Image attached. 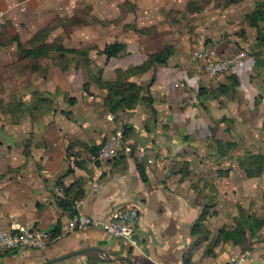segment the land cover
Here are the masks:
<instances>
[{
  "label": "crops",
  "instance_id": "obj_1",
  "mask_svg": "<svg viewBox=\"0 0 264 264\" xmlns=\"http://www.w3.org/2000/svg\"><path fill=\"white\" fill-rule=\"evenodd\" d=\"M95 1V28L88 23L91 37L83 42L103 43L102 64L93 72L82 65L66 72L52 67L39 86L51 107L17 125L1 116L0 230L59 236L44 249L3 254L0 264H188L189 256L190 264H231L246 246H214L213 237L236 227L242 212L264 220V23L252 27L245 20L263 0L223 5V32L212 18L197 28L202 39L194 46L189 33H174L182 39L167 42L165 12L176 0ZM48 12L42 0H0V25L11 21L35 34L50 22ZM115 43L126 51L107 60L101 51ZM166 47L173 51L167 64L129 79L142 87L154 81L144 94L152 102L140 99L132 110L110 113L107 92L91 83L93 75L114 80ZM205 49L221 58L247 55L229 74L211 79L192 57ZM118 133L124 137L118 156L97 160ZM203 188L213 193L202 196ZM77 195L74 209L60 207V200ZM127 207L140 211L133 242L100 226L69 231L78 212L101 224ZM202 235L212 238L197 245ZM256 237L245 264H264V225ZM89 248L96 251L48 263Z\"/></svg>",
  "mask_w": 264,
  "mask_h": 264
},
{
  "label": "rangeland",
  "instance_id": "obj_2",
  "mask_svg": "<svg viewBox=\"0 0 264 264\" xmlns=\"http://www.w3.org/2000/svg\"><path fill=\"white\" fill-rule=\"evenodd\" d=\"M158 1V0H157ZM178 6L176 8L168 9L167 14L169 25L167 27L168 33H170V39L167 42H175L176 38L181 40L182 36L177 34H188L192 36L190 40L193 41V46L198 45V41L202 39L199 34L200 29L197 28L204 26L206 22L212 18H216V28L220 33L223 32L224 27L219 25V21L224 18V11H221L223 5L228 7L230 0H176ZM175 1V2H176ZM237 1L239 0H232ZM155 2V0H154ZM248 0H242L239 3H246ZM42 4L49 8V14L47 18L50 22H45L44 27L40 28L43 33L38 35L36 39H40V42L31 43L33 37L37 33L33 34L32 30H21L16 28L12 22L5 21L0 25V119L1 116L10 117L13 124L16 119L14 117L27 116V115H39L47 110L48 103H40L42 99H50L48 94H44L39 91V86L44 80L43 68L51 64H70L75 65L77 62L83 59L77 55H68L65 60L59 59V53L51 52L50 57L46 59H40L38 61L21 60V53L17 47V41L21 42L24 48H31L34 46H48L55 47L63 44L66 48L70 49H83L85 51H93V58L90 59L89 70L92 71V67L96 68V65L102 64V61L97 57V53L103 43H87L83 40L91 35H86L89 28L88 23L92 24L91 30H94V22L92 21V13L94 12L96 1L95 0H42ZM237 3L233 4L236 5ZM252 4V1L249 3ZM249 6V5H248ZM203 7V10H198ZM219 7V8H218ZM65 9H70V17ZM245 15V20L247 21ZM55 18V19H54ZM240 19V17L238 16ZM46 18H43L45 20ZM53 19V20H52ZM52 20V21H51ZM203 24V25H200ZM214 25V23H211ZM50 25L49 27H47ZM201 27V28H202ZM19 32V33H18ZM199 32V33H198ZM96 33H92V37L95 39ZM179 42V41H178ZM197 42V43H196ZM33 45V46H32ZM195 48L192 47L191 52ZM190 52V54H191ZM239 52L235 53L238 54ZM40 64L42 70H35L31 68V65ZM94 64V65H92ZM85 68V65H82ZM80 67V65H79ZM91 68V69H90ZM93 72V71H92ZM97 72V71H96ZM95 73V72H94ZM46 79V78H45ZM96 85V84H94ZM31 99V101H29ZM39 108V109H38ZM41 109V110H40ZM37 110V111H36ZM20 123V122H19ZM19 123H16L19 124ZM213 193L212 188H203L202 193L204 195ZM206 206H210V203H206ZM218 235L213 237L214 246L219 244ZM211 235L199 236V240L202 241L197 245H202L204 242L211 239ZM256 236H249L246 241L238 246H246L243 253L246 251L253 252L255 248ZM191 257L187 258V263L190 264Z\"/></svg>",
  "mask_w": 264,
  "mask_h": 264
},
{
  "label": "trees",
  "instance_id": "obj_3",
  "mask_svg": "<svg viewBox=\"0 0 264 264\" xmlns=\"http://www.w3.org/2000/svg\"><path fill=\"white\" fill-rule=\"evenodd\" d=\"M242 0H239L241 2ZM237 1H229V4H235L239 3ZM247 21L252 27H258L260 23H264V0L257 3L256 8L251 14H248L246 16ZM48 25L47 27H49ZM43 33V30H40L36 36L33 37V40H31V43L40 42V39H36L38 35L41 36ZM33 46V45H32ZM17 47L18 50L21 53V60H32V61H38L40 59H46L50 57L51 52L59 53V59L65 60L68 55H77L80 58H82V61L77 62L75 65H72V63L68 64H51L47 65L43 68L44 70V79L47 77V74L49 70L52 67H58L63 72L68 71L72 67L78 68L79 65H85L87 68H89L90 59H89V53L88 51H85L83 49H70L66 48L63 44H60L55 47H48V46H34L31 48H24V46L21 44V42L17 41ZM126 51V46L121 43H115L111 45H106L104 50L101 51L102 54H104L107 58V60H110L112 58L118 57L120 54ZM173 55V51L171 48L166 47L162 52L151 55L148 60L144 63V65L140 67H133L128 69L127 71H119L116 79L114 80H105L102 78L101 75H93V82L96 85H99L101 89L105 90L107 92V97L104 100L105 106L108 108L110 113L116 114L117 111L123 109V110H132L134 105L137 103L140 99H148L147 102H152L151 96H144L145 93L149 94L150 88L153 84V82L148 85L147 87L138 86L134 83L129 82V79H131L134 76H138L141 74L146 73L149 71L153 66L156 65H165L167 64L169 58ZM31 68H34L35 70H42V66L40 64H34L31 65ZM40 103L46 104L48 106L47 108L51 107L50 100L49 99H42ZM39 109V108H38ZM41 110V109H40ZM37 111V110H36ZM24 116L14 117L13 119H16V123H19L21 119ZM15 123V124H16ZM255 159V158H252ZM256 159H259V157H256ZM251 160V159H250ZM249 175H253L251 172H248ZM79 199V196H75L73 199H62L59 202V205L62 209L66 210H72L74 209V204L76 200ZM204 217V215H203ZM203 218L201 222H203ZM264 225V220L261 218H258L250 213H243L242 217L237 220V225L234 228H223L218 233V243L222 242H232L234 245L238 246L241 245L244 241L247 240L249 236H256V231L261 229ZM59 236L57 232H54L52 234V238L56 239ZM14 253V252H8ZM1 257V256H0Z\"/></svg>",
  "mask_w": 264,
  "mask_h": 264
},
{
  "label": "built area",
  "instance_id": "obj_4",
  "mask_svg": "<svg viewBox=\"0 0 264 264\" xmlns=\"http://www.w3.org/2000/svg\"><path fill=\"white\" fill-rule=\"evenodd\" d=\"M246 53L230 55L221 58L215 49H205L194 51L192 57L200 63V68L211 79L229 74L234 68L239 66ZM124 147V137L122 133L115 134L105 141L100 148L97 160L108 161L118 156ZM140 221V211L137 207H127L120 209L111 222L96 223L92 218L85 216L81 212L76 213L69 222V231L77 232L88 227L100 226L115 239L133 242ZM52 235L43 230L22 229L18 232H6L0 230V256L8 252H23L28 249H44L52 244ZM253 253L246 251L232 260L231 264H245Z\"/></svg>",
  "mask_w": 264,
  "mask_h": 264
},
{
  "label": "water",
  "instance_id": "obj_5",
  "mask_svg": "<svg viewBox=\"0 0 264 264\" xmlns=\"http://www.w3.org/2000/svg\"><path fill=\"white\" fill-rule=\"evenodd\" d=\"M92 251H96V249H91V248H89V249H84V250H80V251H77V252H73V253H71V254L65 255V256H63V257H60V258L55 259V260H53V261H50V262H48V263L58 262V261H63V260H65V259H69V258H71V257H75V256L83 255V254H86V253H89V252H92Z\"/></svg>",
  "mask_w": 264,
  "mask_h": 264
}]
</instances>
